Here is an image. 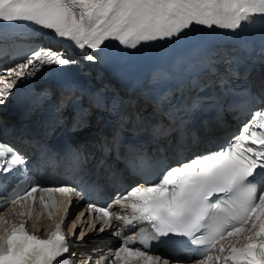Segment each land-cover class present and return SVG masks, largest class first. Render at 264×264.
I'll return each mask as SVG.
<instances>
[{
	"label": "snow or ice",
	"instance_id": "obj_1",
	"mask_svg": "<svg viewBox=\"0 0 264 264\" xmlns=\"http://www.w3.org/2000/svg\"><path fill=\"white\" fill-rule=\"evenodd\" d=\"M256 17L264 18V0H0V22L19 27L33 25L32 36L50 30L82 52L103 51L112 41L136 49L143 43L179 38L194 25L236 32L255 24ZM27 38L20 32L0 31V51L8 49L7 42L14 45ZM83 58L95 61L97 57L84 52ZM259 58L264 62V51ZM76 63L51 47L26 52L24 62L8 69L6 77L0 74V105L5 104L18 80L32 78L44 66ZM220 63L228 74L221 77L222 98L197 96L190 104H174L172 97L162 96L154 104L155 122L139 128L129 166L145 176L155 171L158 179L132 187L115 200L130 215H114L111 205L88 204L89 215L95 214L108 227L113 226V221H123L125 227L135 223L148 225L134 236L123 238L118 248L101 257V264H181L152 254L153 242L166 243L162 238L168 237L185 238L181 242L203 249L202 258L193 264H264V108L252 112L249 100L242 99L258 100L250 88L238 90L231 86V81L239 78L232 68L234 58L225 54ZM215 64L209 61L205 67L217 74ZM197 86L198 82L193 85ZM206 100L215 110L217 120L225 109L251 112V119L219 151L166 169L154 165L144 146L148 141L195 143L200 139L199 129L205 133L210 130L207 121L198 119ZM122 104L123 101H117L109 109L119 125L131 120L121 111ZM137 119L143 125V118ZM86 123L82 115L77 126ZM72 159V170L79 171V154ZM28 173L29 159L0 140V211L20 201L35 205L38 192L48 194L40 196L45 211L57 208L51 193L81 195L71 186L42 187ZM70 206L71 201L65 207V218ZM21 215L30 219L32 210ZM7 225L8 221L0 218V264H63L60 258L74 254L70 251L72 241L63 231L64 219L47 239L30 234L24 222L10 228ZM104 230L103 226L99 229Z\"/></svg>",
	"mask_w": 264,
	"mask_h": 264
}]
</instances>
